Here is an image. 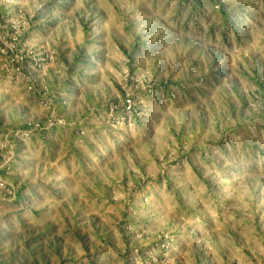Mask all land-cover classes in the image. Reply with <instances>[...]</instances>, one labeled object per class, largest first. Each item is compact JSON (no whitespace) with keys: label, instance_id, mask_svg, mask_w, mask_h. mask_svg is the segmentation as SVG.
Returning <instances> with one entry per match:
<instances>
[{"label":"rangeland","instance_id":"1","mask_svg":"<svg viewBox=\"0 0 264 264\" xmlns=\"http://www.w3.org/2000/svg\"><path fill=\"white\" fill-rule=\"evenodd\" d=\"M0 264H264V0H0Z\"/></svg>","mask_w":264,"mask_h":264}]
</instances>
